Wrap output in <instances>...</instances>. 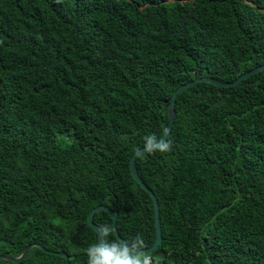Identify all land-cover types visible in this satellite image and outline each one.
<instances>
[{
  "label": "trees",
  "instance_id": "trees-1",
  "mask_svg": "<svg viewBox=\"0 0 264 264\" xmlns=\"http://www.w3.org/2000/svg\"><path fill=\"white\" fill-rule=\"evenodd\" d=\"M262 63L264 0H0V254L41 246L0 264H88L98 204L127 245L149 246L152 201L129 156L159 139L178 85ZM163 140L170 152L133 157L157 205L144 254L264 264V67L185 86ZM91 221L111 226L105 211Z\"/></svg>",
  "mask_w": 264,
  "mask_h": 264
},
{
  "label": "water",
  "instance_id": "water-1",
  "mask_svg": "<svg viewBox=\"0 0 264 264\" xmlns=\"http://www.w3.org/2000/svg\"><path fill=\"white\" fill-rule=\"evenodd\" d=\"M264 67V63L262 64H258V65H255L253 67H251L250 69L240 73L239 75H237L234 79H232L231 81H227V82H220L216 79H213L209 76H199V77H196V78H193L185 83H182L180 85H178L176 88H174L170 94V97H169V100H168V103H167V106H166V114H167V121H166V124L164 126V129H163V132L161 134V136L159 137L158 140H163L168 129H169V125H170V122H171V119H172V114H173V99H174V96L180 91L182 90L185 86L193 83V82H197V81H207L211 84H214V85H217V86H229V85H233L235 84L238 80L242 79L243 77L247 76L248 74H251V73H254L256 72L257 70L261 69ZM141 152H146L145 150V146H142V147H139V148H136L135 150H133V152L131 153V155L129 156L128 158V161H127V165H128V170H129V173H130V176L132 177V179L150 196V199L152 201V207H153V219H152V224H153V228H154V239L152 241V243L147 246V247H143V248H140V249H134L132 246H129L127 245L117 234L116 232V229H115V226H114V221H115V218H116V211L115 210H112L110 208H108L107 206H104L102 204H98V205H95L93 207H91L88 212L86 213V217H85V220L87 222V224L92 228V230L94 231L95 233V244H96V247L100 250V252H102V246H103V241H104V237H103V234L101 235L98 230L100 229L98 227L97 224L93 223L91 221V215L93 212L95 211H105L109 217H110V221H111V228L113 229L112 233L113 235L115 236V238L117 239V241H119L121 244L125 245L126 247H128L131 251V255L133 256L134 258V253L135 252H141V253H149L151 252L157 245V243L160 241V232H159V225H158V218H157V205H156V201H155V198L153 196V194L150 192V190L141 182V180L138 178L137 176V173H136V170L134 168V165H133V157L135 154L137 153H141ZM39 246L41 247L38 243L36 242H31V243H28L24 246V248L22 249V251L17 255V256H9V255H1L0 254V258L2 259H6V260H17L19 258H21L26 250L30 247V246ZM100 252H97L96 255H100ZM58 254H62L64 255V252H57ZM64 259H65V264H68V261L66 260L65 256H64Z\"/></svg>",
  "mask_w": 264,
  "mask_h": 264
},
{
  "label": "clouds",
  "instance_id": "clouds-1",
  "mask_svg": "<svg viewBox=\"0 0 264 264\" xmlns=\"http://www.w3.org/2000/svg\"><path fill=\"white\" fill-rule=\"evenodd\" d=\"M145 150L149 153L158 151L161 153L170 152L172 150V144L167 140H157L155 135L148 136L145 139ZM113 229L111 226H101L98 232L102 235H107L109 232H112ZM134 249H140L144 247L143 239L137 235L136 239L132 242ZM121 251L117 252L115 246L111 249L105 247V249L100 252L96 247V244H93L88 248V264H153L151 256L137 252L135 258L130 253V250L127 247L121 245ZM97 252H100V255H96ZM155 264H160V261H155Z\"/></svg>",
  "mask_w": 264,
  "mask_h": 264
}]
</instances>
